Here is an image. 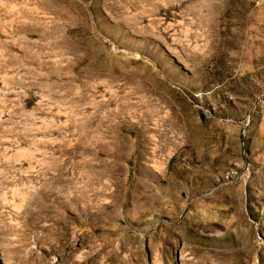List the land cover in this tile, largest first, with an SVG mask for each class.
Returning a JSON list of instances; mask_svg holds the SVG:
<instances>
[{
    "label": "rangeland",
    "instance_id": "obj_1",
    "mask_svg": "<svg viewBox=\"0 0 264 264\" xmlns=\"http://www.w3.org/2000/svg\"><path fill=\"white\" fill-rule=\"evenodd\" d=\"M0 264H264V0H0Z\"/></svg>",
    "mask_w": 264,
    "mask_h": 264
}]
</instances>
